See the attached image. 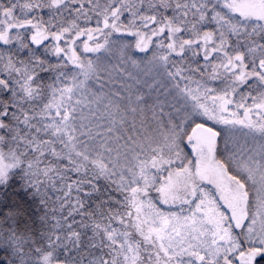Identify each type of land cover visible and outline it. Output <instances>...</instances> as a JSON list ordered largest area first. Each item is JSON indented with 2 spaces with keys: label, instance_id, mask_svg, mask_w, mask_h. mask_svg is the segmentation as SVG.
<instances>
[{
  "label": "snow or ice",
  "instance_id": "obj_1",
  "mask_svg": "<svg viewBox=\"0 0 264 264\" xmlns=\"http://www.w3.org/2000/svg\"><path fill=\"white\" fill-rule=\"evenodd\" d=\"M0 264H264V0H0Z\"/></svg>",
  "mask_w": 264,
  "mask_h": 264
}]
</instances>
